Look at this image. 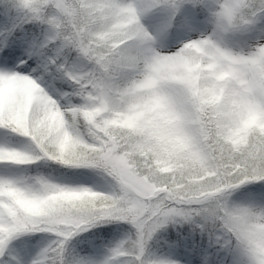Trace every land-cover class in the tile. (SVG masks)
Segmentation results:
<instances>
[{"label": "snow or ice", "instance_id": "1", "mask_svg": "<svg viewBox=\"0 0 264 264\" xmlns=\"http://www.w3.org/2000/svg\"><path fill=\"white\" fill-rule=\"evenodd\" d=\"M203 4L0 0V264H222V251L233 264H264L260 71L239 77V142L202 152L197 178L157 179L140 130L118 115L125 75L151 51L147 25L159 15V38L180 39ZM219 82L232 91L231 79ZM142 158L146 179L131 180ZM241 189L243 207L232 198ZM113 224L120 234L105 239Z\"/></svg>", "mask_w": 264, "mask_h": 264}, {"label": "clouds", "instance_id": "2", "mask_svg": "<svg viewBox=\"0 0 264 264\" xmlns=\"http://www.w3.org/2000/svg\"><path fill=\"white\" fill-rule=\"evenodd\" d=\"M159 23L158 15L147 25L151 51L125 75L118 115L130 117V125L140 130L157 179L174 170L197 178L202 152L226 154L239 142L235 114L244 84L239 77L254 79L258 70L264 77V0H204L196 27L180 39H160L155 32ZM214 67L222 69L218 78L208 74ZM221 79L234 82L231 92ZM136 169L130 179H146L143 158ZM93 179L100 186L109 182L101 173ZM236 203L243 207L242 201ZM236 223L248 230L243 217ZM259 251L264 253V245ZM220 255L222 264H233L228 252Z\"/></svg>", "mask_w": 264, "mask_h": 264}, {"label": "trees", "instance_id": "3", "mask_svg": "<svg viewBox=\"0 0 264 264\" xmlns=\"http://www.w3.org/2000/svg\"><path fill=\"white\" fill-rule=\"evenodd\" d=\"M243 187L244 188H249L251 186H243ZM232 198L234 200H237V201L244 199L245 197H244V194H243V189L238 190L236 193H234ZM105 227L108 229V232H109V235L106 236L105 239L111 238L113 236H118L120 234V231H121V226L120 225L113 224V225H107ZM93 231H96V230L94 229ZM168 234L175 235V232H174V230L171 227H169V229H168ZM82 235L87 236L88 234L85 233V234H82ZM162 235H165V234H162Z\"/></svg>", "mask_w": 264, "mask_h": 264}]
</instances>
